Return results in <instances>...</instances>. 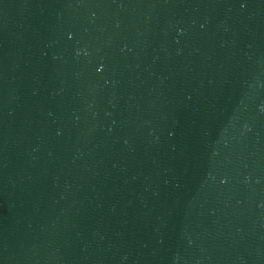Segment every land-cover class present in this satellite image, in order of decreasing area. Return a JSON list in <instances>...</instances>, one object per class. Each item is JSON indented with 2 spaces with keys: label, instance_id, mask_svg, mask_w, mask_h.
Instances as JSON below:
<instances>
[{
  "label": "water",
  "instance_id": "1",
  "mask_svg": "<svg viewBox=\"0 0 264 264\" xmlns=\"http://www.w3.org/2000/svg\"><path fill=\"white\" fill-rule=\"evenodd\" d=\"M0 264H264V0H0Z\"/></svg>",
  "mask_w": 264,
  "mask_h": 264
}]
</instances>
